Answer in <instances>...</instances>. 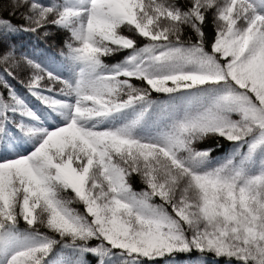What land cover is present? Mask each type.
Listing matches in <instances>:
<instances>
[{"label": "snow or ice", "instance_id": "6c2138e0", "mask_svg": "<svg viewBox=\"0 0 264 264\" xmlns=\"http://www.w3.org/2000/svg\"><path fill=\"white\" fill-rule=\"evenodd\" d=\"M181 256L264 264V0H0V264Z\"/></svg>", "mask_w": 264, "mask_h": 264}, {"label": "trees", "instance_id": "16d2710c", "mask_svg": "<svg viewBox=\"0 0 264 264\" xmlns=\"http://www.w3.org/2000/svg\"><path fill=\"white\" fill-rule=\"evenodd\" d=\"M113 62H115V61H113ZM179 259L181 260L182 264H187L188 257L181 256V257H179Z\"/></svg>", "mask_w": 264, "mask_h": 264}]
</instances>
